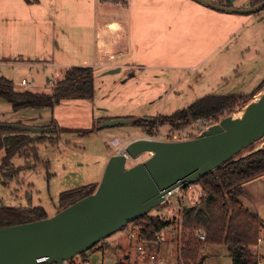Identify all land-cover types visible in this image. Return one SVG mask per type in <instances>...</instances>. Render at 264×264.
I'll list each match as a JSON object with an SVG mask.
<instances>
[{
	"label": "rangeland",
	"instance_id": "rangeland-1",
	"mask_svg": "<svg viewBox=\"0 0 264 264\" xmlns=\"http://www.w3.org/2000/svg\"><path fill=\"white\" fill-rule=\"evenodd\" d=\"M23 1L26 2L21 0ZM134 2L137 3L138 0ZM38 3L41 4L37 5ZM31 4L27 9H18L17 14L15 11L12 14L0 12V18L10 16L31 20L49 19L37 26L25 21L23 26H17L14 33L2 35L1 38L12 39L16 43L18 52L26 55L25 60L35 61V56L32 55L47 51L53 53L55 38L60 40L64 35L71 52L65 53L64 60L81 66L78 65L83 62L81 57H89L95 53L98 29L104 23L114 20L127 22L129 18L122 4H104L101 0H33ZM247 8H250L249 5ZM136 12L139 14L138 7ZM259 14H238L237 16L259 18L246 24L224 51L210 56L204 65L201 63L205 59L201 51L202 37H195L178 41L179 51L190 52L196 48L199 52L189 57H176L175 53L170 54L166 50V55L162 54L155 60L156 67L132 72L124 65L121 71L112 74H105L101 69L95 70L94 99H70L53 108L51 123H55L58 132L45 133L46 140L31 144L26 150L27 156L17 155L12 159L14 168L23 169L16 177L8 179L0 173V205L23 208L43 206L49 217H52L56 215L60 197L64 192L97 185L98 170L108 153L125 150L134 137L163 141V134L173 131L168 125L158 124L154 133L149 135L144 128L134 123L99 129L108 120L129 118L114 116L116 113H137L136 118L129 119L170 116L206 95L245 94L251 76L264 71V10ZM232 31L231 29L230 32ZM73 55L76 59L70 57ZM135 55L138 57L139 53L135 52ZM141 58L146 59L138 60L144 64L149 60L144 56ZM117 61L123 64L133 63L125 58ZM92 62L95 60L92 59ZM248 66H251L250 70L246 69ZM64 73V68L32 70L27 65H18L15 66L14 77L15 83L26 87L25 89L52 92L64 77ZM23 78H27L32 85H23ZM243 110L237 111L233 116L240 117ZM194 124L193 122L184 129H195ZM91 129L95 131L88 134L83 132ZM30 134L34 137L40 136ZM263 146L264 139L252 148L257 150ZM252 148L244 151L242 155L248 154ZM5 154V150L0 151V166ZM35 155L39 161L34 159ZM149 157L148 153L140 159H130L128 166L144 162ZM26 165L29 167L25 168ZM205 195L206 192L200 185L187 186L181 191V195L170 197L169 204H162L149 213L150 216L160 218L165 215L162 219L172 222L170 227L157 234L156 241L160 246L158 243L132 239L130 234L121 229L100 243L98 249L88 251L87 259L92 264H114L130 255V261H133L139 244H143L148 254L158 255L165 260V264L178 262V246L181 247L179 240L188 237V234L195 235V231L186 234L183 227L186 236H181V214L177 212V208L201 204ZM134 225L142 228L145 221H136ZM257 246L253 248L254 251ZM201 250L203 264H233L226 245H207Z\"/></svg>",
	"mask_w": 264,
	"mask_h": 264
},
{
	"label": "water",
	"instance_id": "water-1",
	"mask_svg": "<svg viewBox=\"0 0 264 264\" xmlns=\"http://www.w3.org/2000/svg\"><path fill=\"white\" fill-rule=\"evenodd\" d=\"M196 1L229 14L264 10V1L246 9ZM116 72L119 70L107 74ZM258 97L240 117L227 116L194 139L169 142L142 138L131 142L123 153L110 159L93 194L47 219L0 228V264H64L141 220L162 205L168 193L198 183L264 139V90ZM134 121L108 120L99 129ZM3 126L40 135L51 131L20 123ZM148 153L150 157L144 162L128 166L130 159L137 160ZM201 209L207 212V204Z\"/></svg>",
	"mask_w": 264,
	"mask_h": 264
},
{
	"label": "trees",
	"instance_id": "trees-1",
	"mask_svg": "<svg viewBox=\"0 0 264 264\" xmlns=\"http://www.w3.org/2000/svg\"><path fill=\"white\" fill-rule=\"evenodd\" d=\"M101 1L123 6L129 3V0ZM263 1L250 0V7ZM26 2L31 4L33 0H26ZM219 3L232 7L230 4ZM58 83L52 92L20 91L16 89L13 81L0 78V97L11 103L15 112L28 108L53 109L66 100H92L95 97V75L91 67L68 68ZM263 90L264 81L250 95H209L173 115L155 117L153 121L138 118L133 123L144 128L149 135L154 133L158 124L168 125L173 130L184 129L200 119L216 124L223 118L243 110ZM46 127L51 130V133L58 132V127L53 122ZM94 131L95 129H91L83 132L88 134ZM45 137V134L34 137L30 133L6 128L3 123H0V151L6 152L0 166V173L8 179L16 177L23 169L14 168L12 159L17 155L27 156L28 147L36 142L45 141ZM243 152L193 184L200 185L206 195L201 204L185 208L183 226L186 234L202 229L207 234V240L199 241L193 234L183 238L180 253L185 264H200L201 248L207 245H226L233 264H259L260 257L254 253L253 248L258 245V240L264 232V221L260 216L247 210L239 197L243 193L244 185L264 177V146L257 150L252 148L246 155H242ZM34 159L40 160L37 155ZM28 167L25 166V168ZM97 187L98 185H87L64 192L60 197L57 213L93 194ZM203 203L207 204V212L201 209ZM48 217L43 206L23 208L0 205V228L40 221ZM141 220L145 221L144 227L141 228L142 241H156L157 234L172 225L171 221H164L160 217L149 214ZM98 245L100 243L90 251L98 249ZM81 257L86 259V253Z\"/></svg>",
	"mask_w": 264,
	"mask_h": 264
},
{
	"label": "crops",
	"instance_id": "crops-1",
	"mask_svg": "<svg viewBox=\"0 0 264 264\" xmlns=\"http://www.w3.org/2000/svg\"><path fill=\"white\" fill-rule=\"evenodd\" d=\"M209 1L219 5H221L219 2H223L235 8H247L248 5L250 7V0ZM40 4L38 3L37 5ZM31 5L25 1L21 2V0H0V12L6 11L12 14L15 11L17 14L18 9H27L26 7H31ZM124 7L129 15L128 21L120 22L114 20L104 23L96 33V50L94 55L81 57L83 62L78 65L91 67L94 74L97 69L103 70L105 74L109 70L114 69L121 71L124 65L132 72L152 68L156 67L155 60L159 59L162 54L166 55L167 51L170 54L175 53L176 57L181 58L199 53L196 51V48L190 52L179 51L178 48V41L180 39L191 40L195 39V37H202L201 51L202 57L205 59L201 63L204 65L210 56L224 51L228 44L238 37V34L246 24L259 18V16L250 18V16L242 17L237 16L238 14L221 12L207 7L196 0H138L137 3L134 0H129L128 5ZM136 7H138L139 14L136 12ZM260 12L254 15H260ZM133 16L135 17L133 18ZM29 20L31 19L10 16L0 18V78L13 81L17 90L40 92L37 89H25L26 87L15 83V66L27 65L32 70L47 67L54 69L64 68L66 70L75 65L67 62V59L64 60L66 58L65 53H71L70 48L67 46L68 41H66L64 35H62L63 39L57 40L55 38L53 53L47 51L46 53L32 55L35 56V61L31 59L25 60L24 57L26 55L18 52L15 46L16 43L12 39L1 38L3 34L14 33L17 30V26H23L26 22L37 26L45 21H49V19ZM231 29L233 30L232 32H230ZM135 52L139 53L138 57H136ZM141 56L147 57L149 60L145 64L142 61H138L146 60L141 58ZM70 57L75 58L76 56ZM124 58L125 60L133 61V63L123 64L121 61H117L119 59L124 60ZM92 59L95 62H92ZM246 69L250 70L251 66H248ZM238 76H240L239 73ZM263 81L264 71L261 74L251 76V80L247 86L248 91L245 94L239 95L252 94ZM51 111L52 109L28 108L15 112L12 104L0 97V123L3 124L20 123L30 126H48L51 124ZM116 114L114 116L137 117V113L131 115L125 111ZM142 138L144 137H134L129 143ZM116 154L118 153L112 152L106 155L105 161L97 173L99 180L96 183L97 185L100 184L103 178L108 162ZM239 200L247 210L260 216L264 221V177L244 185L243 193L240 195ZM57 211L55 214H57ZM160 245L158 243V246ZM259 253L260 259L264 264V244L260 247Z\"/></svg>",
	"mask_w": 264,
	"mask_h": 264
},
{
	"label": "built area",
	"instance_id": "built-area-1",
	"mask_svg": "<svg viewBox=\"0 0 264 264\" xmlns=\"http://www.w3.org/2000/svg\"><path fill=\"white\" fill-rule=\"evenodd\" d=\"M22 84L23 85H27V86H31L32 85V83L26 78L22 79ZM194 123H195L194 125L196 126L195 129L173 130V131H170V132H167V133L163 134V137H162L163 141L177 142V141H185V140L194 139V138L200 136L205 130L209 129L210 126L215 124V123H212L211 121H208V120H205V119H200V120H198V121H196ZM118 143H115V145H117ZM123 152H124V150L121 149L120 153H123ZM189 186H191V185H189ZM184 188L185 187H181V188H178V189L168 193L166 195V201L163 204H165V205L169 204L171 202L170 197L175 196V195H177V196L181 195V191ZM184 210H185L184 207H178L177 208V212L181 214V217H180V225L182 227L181 236H183V234H184V231H183V227H184L183 226V223H184ZM164 217H165V215H163L162 218H164ZM162 220H164V219H162ZM124 230L128 234H130V236H131L130 238H132V239L137 238V239L140 240V242H143L140 239L141 228L136 227L134 225V223H131L130 225L126 226L124 228ZM161 232H159V233H161ZM195 236H196V238L199 241L204 242V241L207 240V234L202 229L196 230L195 231ZM179 241H181V247H182L183 238L180 239ZM145 242L158 243V241H145ZM263 244H264V235L260 236V238L258 240L257 250L254 251V253L257 256H259V257H260L259 249H260V247ZM181 247L178 246V253H179L178 262L171 263V264H185L183 259H182V257H181V253H180V248ZM130 257H131L130 255H127L123 261H121L119 263H114V264H121L122 262H124L125 264H165V260L162 259L161 257H159L158 255L152 254V253L148 254V252H147V250H146V248H145V246L143 244H139L137 255H136V257H135V259L133 261H130ZM64 264H92V262L89 259H87V258L83 259L82 257L77 256V257H75L72 260L65 261ZM259 264H263V261L261 259L259 260Z\"/></svg>",
	"mask_w": 264,
	"mask_h": 264
},
{
	"label": "bare ground",
	"instance_id": "bare-ground-1",
	"mask_svg": "<svg viewBox=\"0 0 264 264\" xmlns=\"http://www.w3.org/2000/svg\"><path fill=\"white\" fill-rule=\"evenodd\" d=\"M258 98H259V97H258ZM241 115H242V114H241ZM241 115H240V116H241Z\"/></svg>",
	"mask_w": 264,
	"mask_h": 264
}]
</instances>
